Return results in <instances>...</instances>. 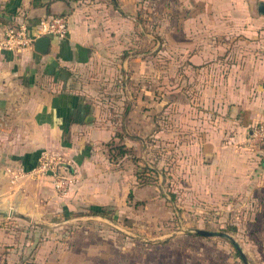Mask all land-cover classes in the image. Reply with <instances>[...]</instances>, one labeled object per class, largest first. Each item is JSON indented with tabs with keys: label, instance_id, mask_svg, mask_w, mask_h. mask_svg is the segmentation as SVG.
Segmentation results:
<instances>
[{
	"label": "rangeland",
	"instance_id": "rangeland-1",
	"mask_svg": "<svg viewBox=\"0 0 264 264\" xmlns=\"http://www.w3.org/2000/svg\"><path fill=\"white\" fill-rule=\"evenodd\" d=\"M75 1L89 13L109 2ZM122 1L133 5V17L122 15V47L116 53L104 47L108 53L74 70L69 85L91 103L93 122L110 138L88 146L81 169L58 152H44L62 166L59 179L40 173L57 199L44 200L39 220L0 219V228L9 230L1 238L12 244L0 248L1 261L9 249L22 264H35L38 251L41 262L69 254L72 264H145L152 253L161 259L160 246L168 243L210 247L203 253L232 255L233 264H243L228 240L184 232L202 230L229 235L249 264H264V156L258 154L264 145L252 144L249 130L232 140L228 97L236 92L239 70L252 64L240 54L247 49L264 62V44L229 40L224 58L194 66L190 59L201 42L223 43L210 28L195 29L197 17L211 19L204 13L208 0ZM232 66L239 70L229 83ZM216 148L220 157L210 170L204 153ZM232 158L242 163L233 172L225 167ZM62 177L69 180L65 192L54 187ZM208 179L213 187L203 184ZM106 194L111 201L98 205L108 215L88 216Z\"/></svg>",
	"mask_w": 264,
	"mask_h": 264
},
{
	"label": "crops",
	"instance_id": "crops-1",
	"mask_svg": "<svg viewBox=\"0 0 264 264\" xmlns=\"http://www.w3.org/2000/svg\"><path fill=\"white\" fill-rule=\"evenodd\" d=\"M110 1H102L106 3L104 8L101 7L104 10H91L89 13L86 8L78 6L75 0H0V39L5 25L14 19L25 21L32 33L38 21L44 17L65 15L69 22L67 38H49L50 45L46 54L35 52L33 47L20 52L0 50L2 220L15 214L31 221L39 220L43 215V203H46L44 200L52 203L57 199L52 184L36 170L42 153L58 152L70 160L73 166L81 169L89 158L88 146L110 138L105 130L96 127L93 122L95 119L91 103L72 93L69 86L74 70L96 59L100 53H108L103 50L104 47L114 53L122 47V15L133 17V5L123 4L122 0L119 3ZM200 1L205 0H196L197 4ZM205 2L204 13H209L211 19L208 21L197 17L195 29L199 31L200 28L208 27L212 32L220 34L223 43L209 47L207 43L201 42L199 51L190 59L191 64L202 66L205 61L216 60L221 56L220 59L224 58L228 52L224 42L229 40L249 46L264 44V15L258 12V5L264 3V0ZM123 8L127 10L125 13ZM246 50L240 57L252 63L249 70H239L237 66L228 69L229 83L235 75L233 70H239L236 92L233 96L228 95L232 105L229 119L236 126L232 140L264 118V62L260 58L255 59L254 53ZM205 152L204 155L210 157L208 164L211 170L220 156L217 148ZM258 154L264 156V150L259 149ZM241 166L242 163L235 162L233 158L225 163V167L231 172L239 170ZM197 182L199 181L196 180L191 185L193 189L197 187ZM203 184L213 187L210 179L204 180ZM107 199L108 194L101 199L102 203H92L90 209L100 210L103 206L98 204H107ZM8 231L7 228H0V248L12 246L8 239L1 238ZM161 245V259L156 260L152 253L145 264H233L232 255L229 260L227 256L204 254L203 252L209 253L210 247L185 250L168 243ZM6 251L7 254L2 257L6 264H22L12 254L15 250ZM68 252L69 250L66 251ZM39 254L40 251L36 255L35 264H72L66 258L69 254H65L63 259L50 258L46 262L40 261ZM0 263H4L1 257Z\"/></svg>",
	"mask_w": 264,
	"mask_h": 264
},
{
	"label": "built area",
	"instance_id": "built-area-1",
	"mask_svg": "<svg viewBox=\"0 0 264 264\" xmlns=\"http://www.w3.org/2000/svg\"><path fill=\"white\" fill-rule=\"evenodd\" d=\"M69 34V22L64 15H55L40 19L32 33L28 24L19 19L11 20L5 25L0 39V50L20 52L33 47L37 38L47 37L57 40H64ZM249 141L254 145H264V118L252 126L248 131ZM55 156L44 153L38 160L37 172L43 175H50L59 179L62 166ZM66 179V178H65ZM57 180L54 187L60 192H65L69 186V180Z\"/></svg>",
	"mask_w": 264,
	"mask_h": 264
},
{
	"label": "water",
	"instance_id": "water-1",
	"mask_svg": "<svg viewBox=\"0 0 264 264\" xmlns=\"http://www.w3.org/2000/svg\"><path fill=\"white\" fill-rule=\"evenodd\" d=\"M258 12L261 15H264V3H260L258 5ZM50 40L47 37H40L37 38L33 43V49L35 52L40 54H46L49 50ZM50 174V173H49ZM186 234H193L196 236H202V237H220L223 239L228 240L231 245L237 250V252L240 255V258L244 264H249L246 259L244 258L243 254L240 252V249L236 242L227 234L224 233H213L208 231H202V230H194V231H184Z\"/></svg>",
	"mask_w": 264,
	"mask_h": 264
},
{
	"label": "trees",
	"instance_id": "trees-1",
	"mask_svg": "<svg viewBox=\"0 0 264 264\" xmlns=\"http://www.w3.org/2000/svg\"><path fill=\"white\" fill-rule=\"evenodd\" d=\"M128 196L130 197L131 196V193H129ZM107 215H108V212L105 209H103V210L101 209V211L100 210H93V209H91L88 212V216H94V217H96V216H98V217H106ZM79 216H81V215H79ZM238 256L240 258V255H238Z\"/></svg>",
	"mask_w": 264,
	"mask_h": 264
}]
</instances>
